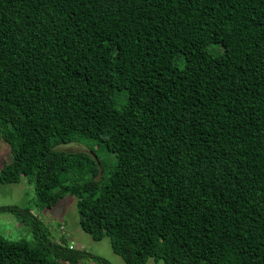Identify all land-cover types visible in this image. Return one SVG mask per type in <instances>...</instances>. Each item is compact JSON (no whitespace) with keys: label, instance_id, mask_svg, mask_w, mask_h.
<instances>
[{"label":"trees","instance_id":"trees-1","mask_svg":"<svg viewBox=\"0 0 264 264\" xmlns=\"http://www.w3.org/2000/svg\"><path fill=\"white\" fill-rule=\"evenodd\" d=\"M0 135V264H112L32 212L67 193L125 264H264V0H0Z\"/></svg>","mask_w":264,"mask_h":264},{"label":"rangeland","instance_id":"rangeland-1","mask_svg":"<svg viewBox=\"0 0 264 264\" xmlns=\"http://www.w3.org/2000/svg\"><path fill=\"white\" fill-rule=\"evenodd\" d=\"M89 147L87 148V146ZM60 147L81 148L84 150L93 149L104 160L106 172L113 169L115 165V156L100 145H93V141L87 139L81 142H70L62 144ZM12 158L8 143L0 135V169ZM88 178V175L82 179ZM33 184L24 177L18 182L0 181V206L32 205L35 200ZM32 212L37 215L46 226L51 229V239L59 242L60 237L67 239L69 247L84 250L89 254L98 255L112 264H125L120 255L115 253L111 247V237L104 236L101 239H95L89 233L82 230L78 224V212L76 207V197L67 193L58 203L52 207H32ZM0 236L17 240L27 239L33 241L34 236L31 227L22 222L15 214L8 211H0ZM63 264H66L62 262ZM76 264H104L102 261L91 257H86ZM146 264H163L162 261L155 262L149 258Z\"/></svg>","mask_w":264,"mask_h":264}]
</instances>
